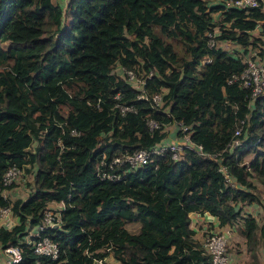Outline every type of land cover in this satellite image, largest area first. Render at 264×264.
Segmentation results:
<instances>
[{"label":"trees","instance_id":"trees-1","mask_svg":"<svg viewBox=\"0 0 264 264\" xmlns=\"http://www.w3.org/2000/svg\"><path fill=\"white\" fill-rule=\"evenodd\" d=\"M229 1L66 0L63 9L55 0H0V209L15 217L0 226V251L17 247L14 264L109 255L116 264H208L192 213L232 228L256 261L264 223L244 206L264 208V94L252 97L238 77L242 56L261 51L252 32L264 34V10ZM216 27V42L236 46L232 53L207 46ZM115 66L142 79L141 89ZM171 125L188 135L176 159L167 151L113 166L117 181L98 176L101 161L151 149ZM8 169L31 177L24 198L2 197ZM49 203L62 206L58 225L40 233L56 245L54 259L31 247Z\"/></svg>","mask_w":264,"mask_h":264},{"label":"built area","instance_id":"built-area-1","mask_svg":"<svg viewBox=\"0 0 264 264\" xmlns=\"http://www.w3.org/2000/svg\"><path fill=\"white\" fill-rule=\"evenodd\" d=\"M229 6H233L237 9H249L258 6H262L264 10V0H231L228 2ZM264 23L262 20L260 23ZM257 30V29H255ZM218 34V29L213 28L206 33L207 46L217 47L218 43L215 40V36ZM242 62L244 69L241 75L238 77L239 83L243 87H249L251 90V96L255 97L264 94V47L261 46V51L258 49L251 50L242 56ZM116 73L125 77L134 88L141 89L143 83L142 79H138L132 71H125L120 67H116ZM236 79V78H234ZM233 80V79H232ZM142 97V96H139ZM152 101L157 105L160 104V94L151 97ZM149 127H155L156 125L148 121ZM176 127V133L181 132L182 135L177 137L174 141H163L149 150H138L129 155H121L119 157L112 158L108 164L103 161L100 164L106 165L107 170L99 171L98 176L101 179H107L109 181H117L120 179L121 173L110 172L113 166H119L126 164L128 167H136L145 164L150 160L152 156H161L164 152L169 151L172 155V159H176L183 147H188V135L185 134L186 128L181 125H174ZM240 128L238 127L234 131V135L239 134ZM238 144V140L235 139L231 142V147H235ZM198 150L199 147H196ZM124 170L122 169V173ZM19 171L15 169H8L3 177V185L9 186L10 183L17 177ZM3 190L1 195L4 197ZM59 208H48L44 212L41 223L33 228L30 235L34 237L31 241L32 251L37 256H45L50 259H54L57 255V247L46 237H40V233L47 227L58 225L59 223V210L62 208L61 203ZM11 215L8 208L0 209V220L5 221ZM213 218V217H212ZM215 219V218H214ZM229 230L216 231L208 230L203 234L200 245L202 252L208 258V264H230V254L227 251L228 243L230 239ZM5 254V260L3 264H14L19 261L20 256L17 247H8L3 250ZM93 264H103L102 260H95Z\"/></svg>","mask_w":264,"mask_h":264},{"label":"crops","instance_id":"crops-1","mask_svg":"<svg viewBox=\"0 0 264 264\" xmlns=\"http://www.w3.org/2000/svg\"><path fill=\"white\" fill-rule=\"evenodd\" d=\"M66 0H64L63 4L61 7L65 6ZM258 33V30H255ZM253 33V32H252ZM264 35V34H263ZM172 126V125H171ZM176 136V135H175ZM167 140V137H166ZM264 157V156H263ZM261 162L264 166V160L261 159ZM12 190V192H10ZM9 193L13 196L15 194V191H13V188L8 189ZM6 191V193L8 192ZM15 197H17L15 195ZM19 197V196H18ZM14 197H11V199ZM20 198V197H19ZM48 208H59L60 204L57 203H49L47 205ZM244 210L247 213H250L252 216H254L257 221H259L260 224L264 223V208L261 207L260 205H250V206H244ZM190 222H189V228L193 231V237L197 242H200L202 236L204 233H206L208 230H216V231H224V230H229L230 232V240H238L234 241V243L240 244L239 242H242L243 245V251L242 254L245 255V246H244V239L240 237L238 234H236L232 228L228 226H222L218 227L216 224V221L214 217L212 218L210 215L207 213L204 214H197V213H192L189 215ZM15 223V217L13 215H10L5 221L0 220V226L3 227H10ZM264 242V239H263ZM255 258L256 261L254 263L248 262V264H264V243L260 244V246L257 248L255 252ZM1 257V255H0ZM239 255H231L230 254V264H239L240 258H238ZM2 258V257H1ZM5 260V259H4ZM4 261L1 262L0 264H3ZM104 264H116V262L112 259V257L109 255L106 257L103 261Z\"/></svg>","mask_w":264,"mask_h":264},{"label":"rangeland","instance_id":"rangeland-1","mask_svg":"<svg viewBox=\"0 0 264 264\" xmlns=\"http://www.w3.org/2000/svg\"><path fill=\"white\" fill-rule=\"evenodd\" d=\"M55 1H57L58 5H60V6L64 2V0H55ZM63 9H64V7H63ZM217 15H218L217 13L212 15L213 20L218 18ZM252 35L257 36V37H262V44L263 45L261 44V46L264 47V35H259L257 33V31H255V30L253 31ZM218 46L220 48L226 50L227 52H231V53L237 48L236 46H234L233 44H230V43L229 44L218 43ZM116 67L117 66H115L113 68L114 72L117 71ZM176 131L177 130H176V127L174 125L167 127V140L169 142L176 140V136H175ZM261 159L264 160V157H261ZM26 182L31 183V177L30 176H26V177L21 178V179L20 178L17 179V177H16L12 181V183L9 184L11 186V188L13 186V191H15V194L12 196L11 193H9V191L7 190L8 191L7 193H6V191L4 192V197L5 198H11V197H15V195H16L17 197L19 196L20 198H24L27 195V192L29 190L27 185H26ZM10 192H12V190ZM261 196H262V198H264V195H261ZM133 227L134 226H132V225H129V224L127 225V228L130 231L135 230ZM234 241H238V240H234ZM234 241L229 239L228 248H227L228 253L231 255H234V254L239 255V257H238V258H240V260L238 262L239 264H248V262L253 263L252 260L249 258L247 253L245 255L242 254V251H243L242 242H239L240 244H237V243H234ZM0 255L2 257V258L0 257V260L2 262L5 259V254L3 253V250L0 251Z\"/></svg>","mask_w":264,"mask_h":264}]
</instances>
